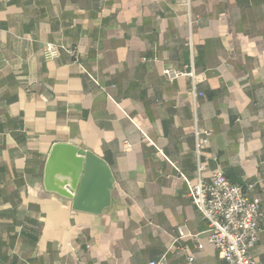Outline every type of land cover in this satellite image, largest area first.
<instances>
[{
	"label": "crops",
	"instance_id": "1",
	"mask_svg": "<svg viewBox=\"0 0 264 264\" xmlns=\"http://www.w3.org/2000/svg\"><path fill=\"white\" fill-rule=\"evenodd\" d=\"M197 121L204 178L257 183L264 209V0H0V264H227L189 193ZM57 143L111 167L102 214L45 189Z\"/></svg>",
	"mask_w": 264,
	"mask_h": 264
},
{
	"label": "built area",
	"instance_id": "2",
	"mask_svg": "<svg viewBox=\"0 0 264 264\" xmlns=\"http://www.w3.org/2000/svg\"><path fill=\"white\" fill-rule=\"evenodd\" d=\"M194 23L195 20L189 15L190 27ZM185 45L193 56L195 43L192 32L186 37ZM59 48L56 44L48 43L45 50L46 59H56L59 56ZM196 74L193 61L182 70H164V75L171 82L183 77L195 80ZM194 136L197 167L194 173L195 182L190 186L189 193L193 205L208 223V242L217 249L227 264H257L253 250L260 239L261 221L264 218L261 203L252 198L257 183L252 182L244 186L234 184L222 168L215 169L210 179L204 178L206 166L201 156L204 147L211 140L212 132L201 128L197 121ZM127 145L129 146L128 143ZM181 178L186 179L182 175ZM178 232L180 237L186 236L183 228H179ZM166 263L164 255L150 264Z\"/></svg>",
	"mask_w": 264,
	"mask_h": 264
},
{
	"label": "water",
	"instance_id": "3",
	"mask_svg": "<svg viewBox=\"0 0 264 264\" xmlns=\"http://www.w3.org/2000/svg\"><path fill=\"white\" fill-rule=\"evenodd\" d=\"M114 184L104 158L73 143L52 147L44 172L45 189L71 200L73 209L102 214L111 206Z\"/></svg>",
	"mask_w": 264,
	"mask_h": 264
}]
</instances>
